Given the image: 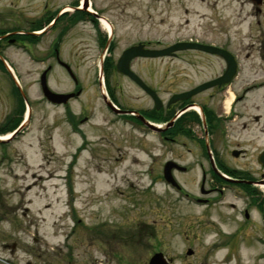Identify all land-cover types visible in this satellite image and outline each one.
<instances>
[{
	"label": "flooded vegetation",
	"instance_id": "obj_1",
	"mask_svg": "<svg viewBox=\"0 0 264 264\" xmlns=\"http://www.w3.org/2000/svg\"><path fill=\"white\" fill-rule=\"evenodd\" d=\"M135 10L137 5L133 0H98V3L97 0H69L63 4L46 0L39 16H34L30 24L20 17L21 25H8L5 20L11 18L3 14L0 18V76L5 80L9 104L1 110L0 145H9L23 135L33 117V109L30 114L27 111L23 76L20 73L19 77L12 67L15 62L9 55L10 48L26 53L43 36L52 34L51 57L77 86L68 93H82L70 64L60 58L59 44L63 36L83 26L92 33L99 56L97 65L104 79L105 105L106 93L110 102L125 112L119 116L138 124L139 117L134 112L142 115L153 127L161 129L165 148H178L179 157L166 160L161 172L151 179L153 186L162 182L173 188L176 196H169L172 200H167V206L146 207V221L115 228L112 234L104 229L106 224H100L99 237L95 239L98 244L90 237L96 225H86L87 237L83 235L81 243L93 245L100 253L76 256L71 243L74 226L62 234L58 233V227L47 233L50 237L64 236L60 242L51 244L41 230V219L36 214L33 216L28 206L17 214V209L6 202L5 192L0 191V226L9 215L19 225L17 239L0 240V244L9 248L11 254L17 250L21 253L0 255V264H264V30L242 35L241 30L228 29V25L219 28L217 20L210 34L201 30V35L161 46L168 48L178 41L199 45L166 56L179 60L182 65L179 75L190 85L175 91L167 88L166 98H160V108L153 100L150 110H133L117 102L111 77L121 74L131 79L119 71L120 60L128 49L139 44L160 49L151 47L152 42L148 40L131 41L122 46L118 32L129 24V20L123 18L130 15L136 18L132 14ZM13 11L9 10L12 15ZM19 15L22 16V12ZM248 17H252L249 26L261 25L262 20L257 16ZM43 57L36 55L35 59L41 63ZM140 58L144 59L130 60L132 71L133 64ZM189 68L196 74L192 76ZM50 69L48 65L44 71ZM10 80L12 88L7 84ZM80 95L69 98L64 104L51 105L63 107L68 121L76 125V118L69 115L72 113L70 101ZM88 119L83 116L78 121L83 124ZM9 159V153L2 152L0 162ZM177 173L197 186L187 187L180 178L178 180ZM147 196L154 199L151 194ZM153 199L147 203L155 202ZM180 204L193 207V211H179Z\"/></svg>",
	"mask_w": 264,
	"mask_h": 264
},
{
	"label": "rangeland",
	"instance_id": "obj_2",
	"mask_svg": "<svg viewBox=\"0 0 264 264\" xmlns=\"http://www.w3.org/2000/svg\"><path fill=\"white\" fill-rule=\"evenodd\" d=\"M56 1L63 4L69 0ZM45 2L0 0V18L3 14L9 16L11 19L5 20L8 25H21L20 17L30 24L34 16H39ZM133 2L137 5V10L132 12L136 18L131 15L124 17L129 24L118 32L122 46L131 41L148 40L152 42L151 47L160 48L181 38L201 35V30L210 34L217 20L219 28L228 25V29L241 30L242 35L243 32L264 30V2L262 5L254 4L252 0ZM10 9L16 13L13 11L12 15ZM21 12L22 16L19 15ZM250 15L260 18L261 25L249 26ZM91 36L86 27L80 26L63 36L59 44L60 58L70 64L79 81L78 86L82 88L80 97L70 101L72 113L69 115L76 118V125L70 119L68 121L63 107L44 101L39 84L41 73L50 65L47 84L51 90L68 93L77 87L67 71L51 57L54 36H43L26 53L10 48L9 55L15 62L12 67L19 77L20 73L23 76L21 81L26 90L27 104L33 109V117L23 135L9 145H0V156L6 151L10 157L7 162H0V191L5 192L6 202L17 209V214L28 206L30 213L41 219V230L51 244L60 242L64 236L50 237L47 233L58 227V233L62 234L74 226L71 243L76 256L100 253L93 245H82V238L87 237L84 234L86 225H96L90 237L94 239L93 243L98 244L95 239L99 237L100 224H106L104 229L112 234L115 228L123 229L131 223L146 221V207L152 204L167 206V200H172L176 193L162 182L153 186L151 179L161 172L166 160L179 157L177 147L165 148L160 134L131 123L105 105L102 98V91H106L104 79L99 72V56ZM36 55L46 58L43 57L40 63L36 61ZM181 69L178 59L167 57L140 58L133 64V70L161 99L166 98L167 88L175 91L190 85L182 81ZM188 71L191 75L196 74L192 68ZM4 81L0 76V116L1 110L9 104ZM7 84L12 88L11 80ZM110 84L120 106L143 111L153 106L151 96L133 80L113 74ZM83 116L89 119L80 124L78 118ZM177 178H180L178 173ZM180 179L189 188L197 186L182 176ZM149 194L154 196V199H149L156 203H147ZM178 208L182 212L193 211V207L187 204H180ZM18 228L15 218L9 215L1 222L0 240L12 242L17 239ZM0 255L17 256L21 253L17 250L11 254L9 248L0 244Z\"/></svg>",
	"mask_w": 264,
	"mask_h": 264
},
{
	"label": "water",
	"instance_id": "obj_3",
	"mask_svg": "<svg viewBox=\"0 0 264 264\" xmlns=\"http://www.w3.org/2000/svg\"><path fill=\"white\" fill-rule=\"evenodd\" d=\"M254 2L257 5H260L262 3V0H254ZM197 46H199L197 43L178 42V43H176V44H174L168 48H164V49H147L144 47L143 44H139L138 46H134V47H132V48H130L124 52V54L120 60L119 71L123 74L128 75L132 80H134L136 83H138L142 87V89L152 97V99L154 100V102L157 105V108H160V106H161L160 97L134 71H132L130 69V66H129L130 60L134 57H161V56H166V55H170L172 52L181 50L183 48L197 47ZM46 73H47V70L44 71V73L42 74L41 86H42L44 96L49 101H52L54 103H66L70 97L76 95L74 93L65 94V93H58V92L51 90L47 84ZM79 93H80V91L77 94H79ZM177 98H180V96L178 95ZM105 101L114 111L120 112L112 104V102L107 100L106 96H105ZM134 113L138 115L139 119L142 122H144L146 126H149L150 128H152L156 131H161V129L153 127L151 125V123L148 122L142 115H140L136 112H134ZM167 167L165 170L166 175L169 174ZM172 183L176 184L175 181H172ZM153 261H155V260L153 259Z\"/></svg>",
	"mask_w": 264,
	"mask_h": 264
},
{
	"label": "bare ground",
	"instance_id": "obj_4",
	"mask_svg": "<svg viewBox=\"0 0 264 264\" xmlns=\"http://www.w3.org/2000/svg\"><path fill=\"white\" fill-rule=\"evenodd\" d=\"M5 139H7V137H4Z\"/></svg>",
	"mask_w": 264,
	"mask_h": 264
}]
</instances>
